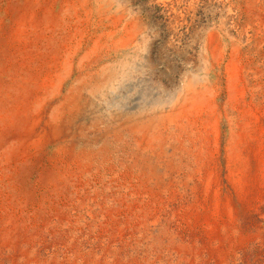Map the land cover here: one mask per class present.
I'll list each match as a JSON object with an SVG mask.
<instances>
[{"label": "bare ground", "instance_id": "6f19581e", "mask_svg": "<svg viewBox=\"0 0 264 264\" xmlns=\"http://www.w3.org/2000/svg\"><path fill=\"white\" fill-rule=\"evenodd\" d=\"M205 1L224 15L193 30ZM144 2L199 42L172 88L132 0H0V264H235L252 241L264 0Z\"/></svg>", "mask_w": 264, "mask_h": 264}, {"label": "rangeland", "instance_id": "374dc122", "mask_svg": "<svg viewBox=\"0 0 264 264\" xmlns=\"http://www.w3.org/2000/svg\"><path fill=\"white\" fill-rule=\"evenodd\" d=\"M144 1L146 0H132L134 7L140 8L147 15L148 35L151 38L152 44L150 60L153 70L151 75L146 74V76H150L153 82L156 81L155 83L158 82L167 88H172L179 84L183 76L188 75L196 68L195 66L198 64L197 52L199 50V42L194 32L189 31L184 33L180 40L175 41V44L171 43L169 39L170 34L168 29H166L167 27L162 22V19L158 16L156 11H151ZM223 15L224 8L222 4L205 1L198 12V20L195 22L193 30L194 27L210 26V24L220 20ZM166 40H168V42ZM168 76L169 78H167ZM256 172L257 166H255L254 170V173ZM261 180L260 175L256 173L252 186L254 188L252 208L249 214L243 215L241 221H239L241 231L248 236H252V241L242 248L240 251L241 256L235 261V264H264V219L261 217L264 215V187L260 186ZM0 250L2 249L0 248ZM44 251L45 250H43L41 254H43ZM1 260L6 262L5 256H2L0 253V261Z\"/></svg>", "mask_w": 264, "mask_h": 264}]
</instances>
